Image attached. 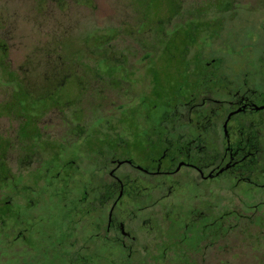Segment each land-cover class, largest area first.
Returning a JSON list of instances; mask_svg holds the SVG:
<instances>
[{
    "label": "flooded vegetation",
    "instance_id": "af4514ba",
    "mask_svg": "<svg viewBox=\"0 0 264 264\" xmlns=\"http://www.w3.org/2000/svg\"><path fill=\"white\" fill-rule=\"evenodd\" d=\"M206 2L211 8L205 14L215 17L202 30L200 17L193 25L190 20L196 18L178 16L180 3L176 1L179 22L174 37L184 34V44L178 49L184 63L177 72L183 80L151 126L149 116L134 113L137 103L131 114L141 119L142 126L130 129L125 140L107 134L101 143L96 130L79 129L69 130L61 141L44 142L51 150L45 161L70 171L63 181L56 178L47 185L51 208L44 210L42 203L33 208L18 198L15 230L8 242L16 244L12 252L17 253L24 240L30 250L43 242L63 246L67 250L62 256L76 264H196V256L226 237L229 220L237 216L225 209L213 210L207 202L214 195L211 187L226 180L239 189L264 186V0L255 1V9L262 10L259 19L230 28L226 25L235 17L228 20L225 16L236 13L232 10L236 3ZM184 22L188 23L185 27ZM193 47L196 50L189 64L184 57ZM202 52H207L206 57ZM150 92L139 97L147 98ZM65 141L72 143V149L60 151L58 145ZM92 143L93 151L88 150ZM100 143L105 148L103 155ZM81 149L83 159L88 157L87 164L94 169L84 181L86 173L80 165L85 166L86 161L79 164L81 155L75 152ZM31 150L23 154V162L30 158ZM103 169L107 179L101 182ZM121 169L129 174L120 175ZM153 191L162 194L157 214L146 209ZM181 191H190L185 196L196 199L197 204L167 207L166 201L173 196L176 199ZM60 192L63 198H58ZM140 202L144 208L138 207ZM6 214L1 221L10 218ZM22 223L25 230H20ZM213 223L223 234L209 243L204 238ZM7 229L0 225V235L4 234L6 241ZM195 239L200 246L197 251L190 249L181 255L173 249ZM23 260L18 259L25 263ZM35 261L53 264L48 256L30 262Z\"/></svg>",
    "mask_w": 264,
    "mask_h": 264
},
{
    "label": "rangeland",
    "instance_id": "374dc122",
    "mask_svg": "<svg viewBox=\"0 0 264 264\" xmlns=\"http://www.w3.org/2000/svg\"><path fill=\"white\" fill-rule=\"evenodd\" d=\"M176 1L180 3L178 16L187 20L196 18L190 20L193 25L200 17L202 30L215 17L205 14L211 8L206 1L211 0H0V142L9 144L8 149L0 147V154L3 149L0 218L6 213L10 217L0 220V225L8 227L9 235L7 241L4 234L0 235V264H37L30 261L45 256L53 264H76L72 258L62 256L67 250L63 246L45 242L30 250L22 240L17 253L12 252L16 244L10 243V247L8 242L15 230L14 216L19 209L16 204L21 199L33 208L39 203L44 210L51 208L47 185L56 178L63 181L70 171L45 161L51 154L45 141L48 144L61 141L66 132L79 129L96 130L101 143L107 134L125 140L130 129L142 126L141 119L131 114L137 103L139 108L134 113L149 116V126L165 111L164 104L175 96L183 80L177 69L184 63L178 50L184 44V34L175 39L179 19L171 16ZM225 1L236 3L232 9L236 13L225 16L228 20L235 17L226 28L261 17L262 10L255 9L256 0ZM195 50L193 47L184 57L189 64ZM202 53L206 57L207 52ZM233 64L234 61L229 65L231 69L235 67ZM21 88L29 94L24 111L31 120L21 126L23 129L17 135L22 120L9 115L4 108ZM148 91L151 92L147 98L139 97ZM46 95H51L57 106L52 105L51 99L39 101ZM32 121L41 133L42 143L35 138ZM25 136L29 141L23 139ZM101 143L99 151L103 155L105 148ZM71 144L61 142L58 148L69 151ZM90 145L88 150L93 151L95 145ZM32 146L39 148L31 150ZM29 150L31 156L23 162V154ZM75 152L81 155L78 156L81 164L85 155L82 149ZM87 159L85 166L80 165L86 173L82 181L88 180L94 171ZM2 165L7 169L6 175ZM119 174L129 172L121 169ZM100 178L101 182L106 181L105 169ZM229 182L211 187L214 195L207 202L214 211L225 209L236 214L237 219L229 220V232L223 240L194 260L196 264H264V186L244 185L239 189L237 184ZM150 187L154 189L155 184L150 183ZM185 193L191 192H178L176 199L173 196L166 201L167 207L196 205V199ZM161 196L158 191L151 193L148 212L159 213L161 207L157 202ZM58 198H63V193ZM137 205L145 207L141 202ZM25 228L22 223L20 230ZM222 234L221 228L213 223L204 241L214 242ZM196 241L178 243L173 249L181 255L190 249L197 251L200 246ZM19 258L25 263L18 261ZM175 259L181 261V258Z\"/></svg>",
    "mask_w": 264,
    "mask_h": 264
},
{
    "label": "trees",
    "instance_id": "16d2710c",
    "mask_svg": "<svg viewBox=\"0 0 264 264\" xmlns=\"http://www.w3.org/2000/svg\"><path fill=\"white\" fill-rule=\"evenodd\" d=\"M176 9H177V5L174 3V5L172 6L171 16L175 15ZM1 66H5V65L2 64ZM28 97H29L28 92L24 88H21L19 91H17L16 93L13 94L11 102L7 106H5V108H4V110L8 111L9 115L15 116L17 119H21L22 120L21 121L22 124L20 125L18 132H20V128H22L23 126H26L27 122L29 120H31L29 117H27L26 112L24 111L25 99L28 98ZM46 99H51V95L43 96L39 101L46 100ZM50 102L52 103L53 106H57L56 102H54V101H50ZM19 110L21 111L20 113H19ZM33 125H35L34 122H33ZM34 130L36 131L35 138L37 139V141H39V143H41L42 137L39 134V130L36 127H35ZM23 139H25V141H29V137H27V136H25ZM1 146L4 147V149H8L9 144L5 143V142H0V147ZM2 152H3V149H2ZM2 152H1L0 156H2ZM1 160L2 159L0 157V161ZM5 170H6L5 171V175H6L7 169L5 168ZM5 180H7V178H5Z\"/></svg>",
    "mask_w": 264,
    "mask_h": 264
}]
</instances>
